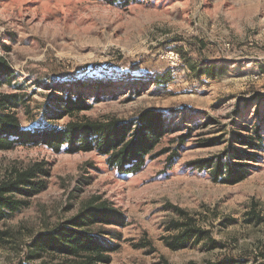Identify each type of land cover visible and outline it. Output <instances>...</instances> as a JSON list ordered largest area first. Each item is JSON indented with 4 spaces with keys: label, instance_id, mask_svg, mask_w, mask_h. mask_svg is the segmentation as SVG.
Returning a JSON list of instances; mask_svg holds the SVG:
<instances>
[{
    "label": "rangeland",
    "instance_id": "1",
    "mask_svg": "<svg viewBox=\"0 0 264 264\" xmlns=\"http://www.w3.org/2000/svg\"><path fill=\"white\" fill-rule=\"evenodd\" d=\"M0 57L15 74L0 97L25 99L15 112L26 129L55 94L90 106L59 126L154 110L170 130L133 175L95 151H0V181L34 163L49 171L46 188L0 222V264L58 261L28 260L32 240L99 203L124 218L104 226L120 236L110 264H264V0H0ZM232 150L253 156L233 161L244 179L214 181L210 166ZM189 219L205 238L171 250L165 240Z\"/></svg>",
    "mask_w": 264,
    "mask_h": 264
},
{
    "label": "trees",
    "instance_id": "2",
    "mask_svg": "<svg viewBox=\"0 0 264 264\" xmlns=\"http://www.w3.org/2000/svg\"><path fill=\"white\" fill-rule=\"evenodd\" d=\"M14 72L0 57V87L11 85ZM79 97V96H78ZM19 94L0 97V151H9L18 146H44L55 154L95 151L105 156L107 165L120 175L140 172L149 159L160 155L154 153L162 137L170 130L163 127L160 115L154 110L144 111L133 122L93 121L82 117L69 120L63 126L56 122L65 116L89 110L90 106L80 101L51 95L42 107L41 121L34 128H24L15 112L25 105ZM189 131L190 128H187ZM255 140L262 137L259 127L255 128ZM189 135V133L187 134ZM184 141L181 140V144ZM249 146L257 147L254 142ZM254 145V146H253ZM229 163L215 162L210 166L213 180L234 184L246 175L245 165L234 160L253 157L248 151L232 150L227 153ZM226 155V156H227ZM49 176L45 163H34L20 171H13L0 181V222L27 205V200L46 188L45 178ZM188 220L172 228L177 234L165 240L171 250H181L198 244L205 238V232L193 227ZM105 225L123 226L124 218L105 203L86 205L75 216L53 230L37 235L29 245V258L40 259L44 254L56 255L58 261H42L39 264H110L111 254L119 248L113 240H119L116 233L108 232ZM110 240V241H109ZM214 264H234L231 261Z\"/></svg>",
    "mask_w": 264,
    "mask_h": 264
}]
</instances>
